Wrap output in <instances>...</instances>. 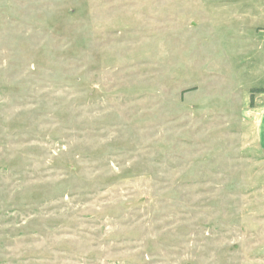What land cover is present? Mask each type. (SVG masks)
<instances>
[{"label":"rangeland","instance_id":"rangeland-1","mask_svg":"<svg viewBox=\"0 0 264 264\" xmlns=\"http://www.w3.org/2000/svg\"><path fill=\"white\" fill-rule=\"evenodd\" d=\"M237 1L0 0V264H264Z\"/></svg>","mask_w":264,"mask_h":264},{"label":"crops","instance_id":"crops-1","mask_svg":"<svg viewBox=\"0 0 264 264\" xmlns=\"http://www.w3.org/2000/svg\"><path fill=\"white\" fill-rule=\"evenodd\" d=\"M236 17L238 32L242 35L243 42L252 41L257 50L254 56L255 67L253 66L252 71L264 75V0H238ZM250 34L252 35L248 36ZM259 88H264V85ZM261 92L262 103L255 107L254 112L257 115L258 140L260 146L264 148V91Z\"/></svg>","mask_w":264,"mask_h":264},{"label":"trees","instance_id":"trees-1","mask_svg":"<svg viewBox=\"0 0 264 264\" xmlns=\"http://www.w3.org/2000/svg\"><path fill=\"white\" fill-rule=\"evenodd\" d=\"M256 90L264 91V88H254L252 91H256Z\"/></svg>","mask_w":264,"mask_h":264}]
</instances>
